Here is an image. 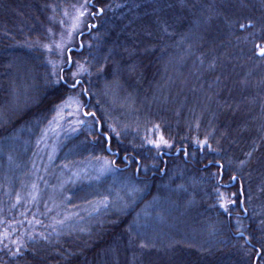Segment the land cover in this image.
<instances>
[{
    "label": "trees",
    "instance_id": "obj_1",
    "mask_svg": "<svg viewBox=\"0 0 264 264\" xmlns=\"http://www.w3.org/2000/svg\"><path fill=\"white\" fill-rule=\"evenodd\" d=\"M76 1L0 0V264H264V0H88L55 72L43 46ZM77 90L84 123L45 164ZM102 157L99 181L67 180ZM45 168L65 180L32 201Z\"/></svg>",
    "mask_w": 264,
    "mask_h": 264
},
{
    "label": "rangeland",
    "instance_id": "obj_2",
    "mask_svg": "<svg viewBox=\"0 0 264 264\" xmlns=\"http://www.w3.org/2000/svg\"><path fill=\"white\" fill-rule=\"evenodd\" d=\"M87 1L88 0H83V1L81 0L72 3L71 7L63 13V17L61 21H59L57 31L54 34L51 43L45 44L43 46V48L48 53L52 52L53 55L55 56L50 61L52 63L55 72H57L61 67L64 66L66 62L65 53L68 51V49L76 50L77 46H74L76 35L81 33L87 27L89 21L88 19L89 11L86 8ZM99 10L101 11V8H99ZM103 12L114 13L116 11L113 10V5L111 3L110 4L108 3L103 8ZM86 72L87 70L84 66L77 67L74 75L75 80L79 79L77 77L78 76L81 77V75L85 74ZM79 94H80L79 90L74 91L58 106L53 119L44 128L42 132V136L39 140L38 158L45 164H48L53 160L58 150V147L62 143V141L76 134L79 128L84 123V116L82 115L83 102L80 99ZM151 142H150V146L153 147L165 145V143L162 142L161 138H157L156 140ZM9 148L10 150L14 151L15 149L14 141L10 143ZM19 150L20 149H17L16 151ZM111 163L112 160L109 158L107 159L105 157L87 162L83 161L80 163L78 167L71 170V174L67 177V180L85 179L87 181H93V182L99 181L101 177H104V175H107L112 171L113 167ZM4 170L6 172L11 171L6 169ZM48 170L49 169L47 168L44 169L43 173L47 172V174H44V176H42L41 178L42 181L41 185L42 186L44 185L43 190L35 189L34 191H32L30 199L31 198L35 199L36 197H39V195L46 190L48 191L49 199L51 200L57 199L56 197H54V194L61 187L65 178ZM20 175L21 174H19V176ZM55 180L58 181L56 185H53V181ZM91 189L99 191L97 187H93ZM137 189L139 188H137L133 182L130 181L128 183L121 179L113 180V182H111V184L106 187V191H108V193L111 195L118 193L122 196H125L126 194L129 197L134 195V191H136ZM142 191L143 190H141L139 194ZM146 208L155 209L156 206L148 205L146 206Z\"/></svg>",
    "mask_w": 264,
    "mask_h": 264
},
{
    "label": "water",
    "instance_id": "obj_3",
    "mask_svg": "<svg viewBox=\"0 0 264 264\" xmlns=\"http://www.w3.org/2000/svg\"><path fill=\"white\" fill-rule=\"evenodd\" d=\"M99 13H101V12H99ZM93 28H95V25L93 26ZM79 49H81V47ZM83 113H84V110H83ZM98 130L100 131V127L98 128ZM102 135L107 140V142H109L108 136L106 134H102ZM106 152L107 153H111V151L109 149V146L106 147ZM175 155H178V153H176ZM123 161L125 162V158H123ZM215 165L218 166L219 164L216 163ZM234 183H235V178L232 179V184L234 185ZM238 192H239V194H241V189L240 188H239ZM240 208L243 210V202H242V200L240 201Z\"/></svg>",
    "mask_w": 264,
    "mask_h": 264
},
{
    "label": "flooded vegetation",
    "instance_id": "obj_4",
    "mask_svg": "<svg viewBox=\"0 0 264 264\" xmlns=\"http://www.w3.org/2000/svg\"><path fill=\"white\" fill-rule=\"evenodd\" d=\"M89 5L92 6V3L89 2ZM93 7H94V6H93ZM95 10H96V12H101V11L99 10V8H97L96 6H95Z\"/></svg>",
    "mask_w": 264,
    "mask_h": 264
},
{
    "label": "snow or ice",
    "instance_id": "obj_5",
    "mask_svg": "<svg viewBox=\"0 0 264 264\" xmlns=\"http://www.w3.org/2000/svg\"><path fill=\"white\" fill-rule=\"evenodd\" d=\"M242 27H243V25H242ZM261 54L264 55V49H261Z\"/></svg>",
    "mask_w": 264,
    "mask_h": 264
}]
</instances>
